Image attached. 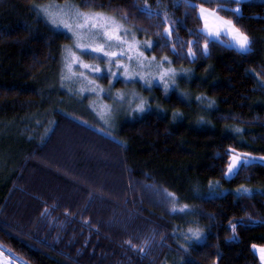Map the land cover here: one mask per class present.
<instances>
[{"label": "trees", "instance_id": "1", "mask_svg": "<svg viewBox=\"0 0 264 264\" xmlns=\"http://www.w3.org/2000/svg\"><path fill=\"white\" fill-rule=\"evenodd\" d=\"M69 1L120 16L185 77L144 92V111L111 126L62 109L47 79L71 36L40 8ZM200 4L245 33L250 51L201 33ZM233 151L253 159L226 177ZM262 157L264 1L0 0V246L16 260L261 264Z\"/></svg>", "mask_w": 264, "mask_h": 264}, {"label": "rangeland", "instance_id": "2", "mask_svg": "<svg viewBox=\"0 0 264 264\" xmlns=\"http://www.w3.org/2000/svg\"><path fill=\"white\" fill-rule=\"evenodd\" d=\"M49 5H57L60 7L73 5L75 6L76 10L81 12L88 14L99 13L106 18H110L111 23H109L107 27L109 29L118 28L116 34L122 37L124 41H127V43H121V41L115 39L109 41L106 37L98 34L100 31L99 29H95L93 32L81 30V43H90L94 47L99 44H104L106 51L117 52L118 54L122 53L112 58L113 62L111 65V71L115 72L117 77H119V79H113L110 73L107 71L108 58L104 57L103 54L91 53L86 52L85 50L76 49L74 47V37L72 34L66 29L56 27L61 31L67 32L71 36V42L65 46L59 68L55 70L53 75L47 79L49 90L52 93L54 91V93L59 96L57 100H54L62 109L69 110V108H73L78 113L80 112L84 115H93L95 113L103 125L111 126L114 119L117 124L122 116L140 114L144 111H139L137 109V105L141 100L145 102L143 95L144 92L150 95L153 88L158 86L159 83H161L164 87L165 84H167V88L165 90H168V87H173L176 81H179L181 78L185 77L184 73H186V70L178 69L173 66L170 57H159L153 54L151 47H148L145 43L146 41H150L152 46V40L138 34L133 25H130L124 21L120 16L108 14L102 11L82 9L70 1L44 3L41 5L40 9L47 8ZM201 5L203 4L198 6V14L199 7ZM203 7L210 10H215L205 5H203ZM235 8L240 9L238 6ZM50 10L55 11L56 9L52 8ZM65 10L67 9L65 8ZM43 14L45 15V13ZM219 16L223 17L220 14ZM65 18L68 19V17ZM223 18L226 19L225 17ZM47 20L50 21L49 18ZM201 21L202 29L204 21L202 19ZM69 22L72 23L73 21L69 19ZM80 22L83 21L81 20ZM93 33L97 34L94 35ZM224 38H226V41L229 39V37L221 36V39L224 40ZM129 45H132V47L129 48ZM68 48H71L73 51H75L81 61L93 66H99L102 71L100 73H95L90 69L82 68L79 64H74L71 71H69V69L66 67V64L70 62V60H66ZM140 53H143V55L141 56ZM129 57H131V59H129ZM165 57H167V59H165ZM117 63L121 65L119 69L116 67ZM124 65H127L129 73L132 74L131 79L122 75ZM169 69H171V71H169ZM81 72H83L85 75H79ZM73 73H75V75ZM162 75L163 79H161ZM90 80L94 81V83H89ZM92 88H96V91L89 90ZM117 93H120V95L123 97L122 100L117 98ZM145 104L146 102L144 103V109L146 107ZM233 155L240 156V161L237 164L238 168L243 162H249L253 159V156L248 153L233 151L232 157ZM225 176L231 177L226 174ZM255 246L257 247L253 249L259 256L261 264H264V260H261L260 253L258 251V249L264 247V245ZM4 250H6V248L0 246V261H3V259L7 257V264H29L20 258H17L18 261L14 260L10 252Z\"/></svg>", "mask_w": 264, "mask_h": 264}, {"label": "snow or ice", "instance_id": "3", "mask_svg": "<svg viewBox=\"0 0 264 264\" xmlns=\"http://www.w3.org/2000/svg\"><path fill=\"white\" fill-rule=\"evenodd\" d=\"M206 2H216V0H206ZM237 4H240L243 2V0H235ZM223 4L220 5V8L223 9ZM55 8V11H51L50 9ZM65 8L67 10H65ZM41 11L47 15L49 18L51 24L57 28H63L66 29L68 32L72 34L74 37V47L76 49H81L85 50L86 52H91V53H99L103 54L104 57L108 58L107 59V71L110 73L111 77L113 79H119L117 77L115 72L111 71V65H112V58L116 57L119 54L122 53H117V52H108L105 50L104 44H99L97 46H93L92 44H84L81 43L82 39V32L81 30H87L88 32H93L95 29H99V35H102L107 38V40H118L121 41V43H127V41H124L122 37L116 34L118 31V28L115 29H109L107 25L111 23L110 18H106L102 16L99 13H93V14H88L81 12L79 10L75 9V6L73 5H66L65 7H60L57 5H49L47 8H42ZM229 11L233 12L237 16L240 14V9L239 8H234V9H229ZM199 16L200 18L204 21L203 28L200 30L201 33H204L207 35V37L211 38L213 42L215 43H221V44H226L228 47L235 48L237 51H240L242 53H246L250 51V45L251 41L250 38L243 33L240 29L236 28L231 20H226L223 17L219 16L218 12L215 10H210L208 8L203 7L201 5L199 7ZM65 17H68L66 19ZM69 19H71L73 22L70 23ZM83 22H80V21ZM211 21V22H210ZM166 32L168 35L171 34V29H167ZM94 35L97 33H93ZM221 36L229 37L227 41L221 39ZM148 47H151V42L146 41L145 42ZM198 43V42H197ZM132 45H129V48H131ZM207 41L203 45V52H207ZM67 57L66 60H70L69 63L66 64V67L71 71L72 66L74 64H79L82 68L85 69H90L92 72L95 73H100L102 69L99 66H93L88 63H84L79 59L77 56L76 52L73 51L71 48L67 49ZM189 54L190 55H195L194 52L189 49ZM142 56L143 53H140ZM99 58V57H97ZM131 59V57H129ZM154 59V58H153ZM167 59V57H165ZM116 67L119 69L121 65L117 63ZM171 71V69H169ZM75 75V73H73ZM79 75L84 76L85 74L83 72L79 73ZM122 75L129 77L130 79L132 78V74L129 73L127 65L123 66V72ZM161 79H163V75L161 76ZM89 83H94V81H89ZM165 88H167V84H165ZM90 91H96V88L89 89ZM103 90V89H101ZM117 98L123 99V97L120 95V93H117ZM144 101L141 100L139 104L137 105V109L139 111L144 110ZM107 107V106H105ZM239 131V129H237ZM261 159H264L262 157ZM240 161V156L239 155H233L231 163L228 165V170L226 175L232 176L236 175L239 172V168L237 167L238 162ZM247 162V161H246ZM171 195V194H170ZM187 205H184L183 207L180 208H172L171 210L173 212H184L185 209L187 208ZM233 231L235 230V225H231ZM190 232H192L193 236L199 238V230H193L189 229ZM129 243H131L129 241ZM257 246L253 245V248L255 249ZM260 253V258L261 260H264V247L258 249ZM0 264H7V257L3 259V261H0Z\"/></svg>", "mask_w": 264, "mask_h": 264}, {"label": "water", "instance_id": "4", "mask_svg": "<svg viewBox=\"0 0 264 264\" xmlns=\"http://www.w3.org/2000/svg\"><path fill=\"white\" fill-rule=\"evenodd\" d=\"M243 1H245V0H243Z\"/></svg>", "mask_w": 264, "mask_h": 264}]
</instances>
